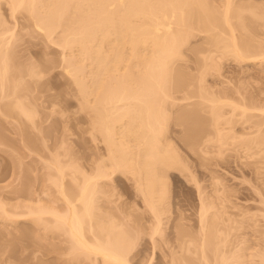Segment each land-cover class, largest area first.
<instances>
[{
	"label": "rangeland",
	"instance_id": "obj_1",
	"mask_svg": "<svg viewBox=\"0 0 264 264\" xmlns=\"http://www.w3.org/2000/svg\"><path fill=\"white\" fill-rule=\"evenodd\" d=\"M204 1L206 7L200 8L201 13L191 15L180 26L185 39L179 45L180 55L170 61V84L167 81L166 85L169 98L161 106L167 119L162 145L175 151L183 168H170L162 175L161 181L168 183L170 211L163 225L164 238L156 236L154 242L149 233L155 224L154 214L141 190L143 172L140 179L137 174L111 166L102 133L95 131L91 123L92 102H88L90 107L87 103L84 106L77 84L66 73L65 58L70 55L57 45L60 31L47 39L27 13H14L8 0H0L4 23L0 44L11 51L7 56L11 71L4 92L0 91L4 97L0 102V202L6 203L7 210L6 214L0 211V264H104L100 258L94 262V256L89 259L74 251L66 229L51 215L45 214L39 220L29 212L30 205L31 211L36 205L61 213L67 210L52 183L53 175H57L52 163L64 167V187L72 196L78 194V183L84 177L100 173L99 169L108 175L99 180L94 227L103 224L124 233L127 240L130 236L136 239L134 249L130 247L132 251L127 253L132 264H185L190 259L192 264H199L200 252L176 253L164 239L177 245L194 240L191 248L198 249L202 225L207 236L212 228L219 238L229 239L226 254L236 255L228 264H255L254 253L264 244V142L253 148L246 142L255 137L264 141V121L261 130L253 127L259 118L264 120L259 108L264 109V65L260 61L240 62L224 50V39L229 37L223 16L228 2ZM230 1L232 21L240 38L241 18L236 14L246 0ZM251 3L258 4L254 0ZM259 3L264 6L263 0ZM89 70L86 64L85 75L81 74L86 83L91 80ZM239 92L245 98H239ZM217 98L244 101L260 110L249 111L250 120L239 110L231 117L232 106L225 103L223 109L231 122L224 118L213 125L208 99ZM15 101L32 112L31 119L8 109ZM193 131L197 136L192 135ZM128 145L134 155L137 141L129 140ZM72 165H76L77 172ZM203 207L207 210L202 222ZM87 231L93 237L94 232ZM96 231L98 234L100 230ZM205 250L212 255V246Z\"/></svg>",
	"mask_w": 264,
	"mask_h": 264
},
{
	"label": "bare ground",
	"instance_id": "obj_2",
	"mask_svg": "<svg viewBox=\"0 0 264 264\" xmlns=\"http://www.w3.org/2000/svg\"><path fill=\"white\" fill-rule=\"evenodd\" d=\"M197 1L201 4L196 0H8L12 12L21 10L27 13L35 27L47 39H50L56 30L60 31L57 45L70 55L68 59L65 58L66 73L77 84L84 106L92 102L89 103L91 107L88 105L91 109V123L95 131L102 133L109 150L111 166L115 170H128L137 174L140 179L143 176L144 185L141 190L144 201L150 207L155 219V224L150 227L152 231L149 232L152 238L150 239L154 242L157 240L156 236H164L163 225L166 224L164 222L170 211L168 183L161 181L162 175H166L170 168H183V162L175 151L162 145L165 134L163 125L167 120L162 103L164 104L169 98L166 85L170 84L168 80L170 78L168 75L171 73L170 61L180 55L179 45L185 39L181 37L180 26L185 25L191 15L201 13L200 8L203 10L202 8L206 7L203 4L204 0ZM251 1L246 0L236 14L241 18L240 40L238 28L232 21L231 3L233 2L226 0L228 3H226L227 7L225 5L226 11L223 16L224 23L229 28L227 34L229 37L224 39L223 48L235 55L240 62L260 61L261 65H264V6L259 3L262 0H254L261 6L252 4ZM1 21L3 20L0 18V29H3L4 23L2 24ZM8 52H11L9 48L4 50L2 45L0 46V91L3 92L5 80L9 78L8 72L11 71L8 67L10 57H7L10 55ZM86 64L90 66L87 73L91 76L89 83H86L82 77L85 75ZM239 94L241 95L239 98H245L243 93L239 92ZM90 96H93L92 99L88 98ZM2 98L4 99L0 96V102ZM221 99H208L211 103L213 125H218L224 118L231 122L232 119L226 118V115L230 113L233 117L237 115L236 110L241 111V115L248 120L252 118L248 115L249 111L261 109L260 111L264 112L262 107H259L260 109L251 107L252 105L244 104V101L236 103L235 99L233 101ZM16 102L8 109L16 110L31 119L32 112L25 109L20 102ZM225 103L232 106L229 113L223 109L222 104ZM263 121L259 118L254 122L253 127L258 131L261 130ZM192 135L197 136L194 131ZM251 139L246 142L249 148H253L254 145L261 147L264 142L256 137ZM129 140L137 141L138 149L134 155H131L133 152L128 145ZM52 166L57 171V175H53L52 183L59 189L67 210L61 213L46 205H40L38 208L36 205L31 211L32 205L29 204V208L27 204L29 212L33 215L29 214L34 217L37 215L36 218L39 220H42L45 214L51 215L61 228L66 229L72 243L71 248L73 247L74 251L78 250L80 255L86 254L89 259L90 256H94V259L92 257L94 262L96 260L98 262L100 258L104 264H132L127 253L136 239L132 240L130 236L133 242L131 243L124 233H116L113 227L109 229L108 226L107 229L103 224L105 228L101 227L102 225L94 227L92 217L95 195L99 192V180L108 175L99 169L101 171L98 172L99 174L84 177L78 183V194L72 196V193H68L64 187V167L55 163H52ZM75 166L72 165L71 168L77 172L78 168ZM139 176L136 178L138 179ZM74 179H78L76 175ZM140 179L137 181L140 182ZM5 204L0 202L2 213L7 211ZM80 206L82 210L79 209ZM206 210L202 209V222ZM86 225L89 228H86ZM53 226L59 228L54 222ZM202 227L203 235L198 249L191 248L194 240L180 242L177 245L168 238L166 241L164 239V243L166 242L176 253L191 250L194 254L200 252L199 264H228L230 257L236 255L230 257L227 255L226 246L229 239L219 238V234L212 228L210 235L207 236L205 226ZM94 228L100 230L98 234ZM87 229L94 232L93 237L91 235V238L89 237L86 233ZM181 239L183 240L182 237ZM209 246H212V255L205 250ZM254 257H256L255 264H264V244L254 253ZM179 259L183 260L184 257ZM175 261L174 259L172 262ZM192 263L193 259L185 262V264Z\"/></svg>",
	"mask_w": 264,
	"mask_h": 264
}]
</instances>
